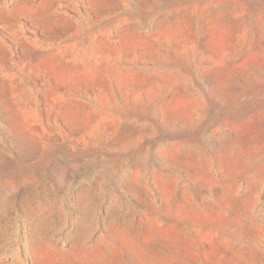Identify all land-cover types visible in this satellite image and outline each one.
I'll return each mask as SVG.
<instances>
[{"label": "rangeland", "instance_id": "rangeland-1", "mask_svg": "<svg viewBox=\"0 0 264 264\" xmlns=\"http://www.w3.org/2000/svg\"><path fill=\"white\" fill-rule=\"evenodd\" d=\"M0 264H264V0H0Z\"/></svg>", "mask_w": 264, "mask_h": 264}]
</instances>
